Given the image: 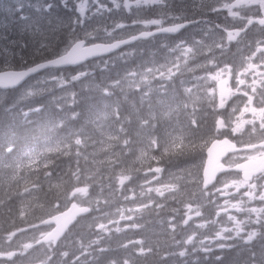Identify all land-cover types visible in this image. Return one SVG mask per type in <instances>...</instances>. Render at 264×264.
Here are the masks:
<instances>
[{
  "label": "trees",
  "instance_id": "1",
  "mask_svg": "<svg viewBox=\"0 0 264 264\" xmlns=\"http://www.w3.org/2000/svg\"><path fill=\"white\" fill-rule=\"evenodd\" d=\"M10 2L24 6L29 0ZM60 19L48 50H35L30 40L28 47L16 42L18 54L7 64L0 61V71L57 58L72 38ZM116 60L49 72L62 76L64 89L51 84L38 97L0 107V264H10L4 260L10 255H15L12 264L248 262L236 250L225 251L221 259L199 251L187 240L183 214L176 210L200 192L205 152L218 136L209 116L215 109H190L176 84H170L168 97L143 94L128 103L120 85L126 70ZM37 147L46 151V165L35 168L26 182L28 171L13 174L9 161ZM76 191L85 195L92 214L56 249L39 246L42 233L33 229L29 250L21 253L18 232L63 210ZM27 192L33 196L30 204ZM162 201L168 207L159 210Z\"/></svg>",
  "mask_w": 264,
  "mask_h": 264
},
{
  "label": "flooded vegetation",
  "instance_id": "2",
  "mask_svg": "<svg viewBox=\"0 0 264 264\" xmlns=\"http://www.w3.org/2000/svg\"><path fill=\"white\" fill-rule=\"evenodd\" d=\"M207 1L137 0L136 4L144 16L157 15L160 9L154 6L161 5L172 24L193 22L201 28ZM215 1L219 3V59L226 63L219 75L226 80L230 94L219 109V117L229 124L226 129L221 127L220 135L242 148L261 145L264 143V0ZM144 25L147 30L153 26ZM231 160L225 164L230 165ZM229 182L219 179L216 189L219 216L248 215L255 225L264 223V175L244 184L247 195L239 189L230 193L226 189Z\"/></svg>",
  "mask_w": 264,
  "mask_h": 264
},
{
  "label": "rangeland",
  "instance_id": "3",
  "mask_svg": "<svg viewBox=\"0 0 264 264\" xmlns=\"http://www.w3.org/2000/svg\"><path fill=\"white\" fill-rule=\"evenodd\" d=\"M78 1V0H77ZM123 1L124 0H119ZM137 0H128V3L130 5H133L131 9H133L134 6H137L136 4ZM84 3H89V0H85ZM103 3L109 5L111 4L110 0H103ZM109 8H114V6L111 4ZM89 17L84 18L86 23H90V17H92L93 8L86 9ZM119 11V9H116ZM123 10V9H121ZM124 11V10H123ZM125 15H131L134 14V11L131 13H126L124 11ZM124 20V19H123ZM1 23V22H0ZM8 23V22H7ZM10 24V22H9ZM201 44L203 46H206L208 48L211 47V43L209 42V39L205 42L204 40H201ZM12 43L9 36L7 37H0V57L10 53L12 51ZM8 49L7 52L4 50ZM176 53L178 51L176 50ZM135 62L137 61V58H133ZM176 63L177 65L180 64V56H176ZM187 72L184 68L178 69L175 71V74L170 73V75L167 74L165 71V75L163 78L156 81V79L153 76H146L145 74H141V71L136 69L135 71L131 72L127 75V77L131 80L130 85L127 83L125 84L126 90H125V99L128 103L132 102V98L137 97L140 91L147 92L153 86H157V92L159 98H162L167 95V89L170 87V83L172 82L173 78H177L179 80V87L182 90L184 88L185 79ZM142 76V78H141ZM47 78H43L38 80L37 82L31 81L30 84L27 86L24 94L31 95L32 93H37V90L43 87V83L45 82ZM208 79L209 85L213 81L216 80L214 72L207 73L205 75H202L199 79H197L198 84L204 83ZM54 83L58 84V87L63 85L62 79H55L53 81ZM193 85V84H192ZM187 92V89H186ZM6 96H4L2 93H0V99H5ZM216 141H227L229 139H221L219 140V137H215ZM12 164H15L16 166H19L21 168L27 167L29 169H34L37 166L42 165L43 161L40 160L38 157H35L28 153H22L19 154L17 158L14 156L11 160ZM214 169H212L213 172ZM206 173V167L203 171V176H205ZM225 174V168L221 167V172L218 175L224 177ZM238 174H241V172H238ZM229 187H231V184H229ZM236 190V189H235ZM247 195V194H246ZM215 206V203L212 202L210 197H206L205 194L202 192H193L188 198L185 199L184 202H182L178 209H176L179 213L183 214V217L185 220H188L189 218L192 219V223H189L188 225H183L182 230L184 234L190 235L191 233H197V235H194V238H200V239H207L208 236H212L213 239L210 243L211 249L210 254L214 257H221V254L225 252V249H222L224 246H226L228 243L233 244L235 247L238 245H244L246 248H249L251 254L248 256L249 264H264V260L260 261L259 259L255 258L254 256L257 253H260V255L264 254V246L261 244H257L256 241L252 240L248 235H242L240 232H237L236 234L230 236L228 239L225 240L226 235L224 233L219 232V225L217 224L216 220L213 222H204V217L207 213V210L212 209V207ZM167 204L162 201L159 204V210L167 208ZM14 255L6 256L4 257V260L6 262L13 261Z\"/></svg>",
  "mask_w": 264,
  "mask_h": 264
},
{
  "label": "snow or ice",
  "instance_id": "4",
  "mask_svg": "<svg viewBox=\"0 0 264 264\" xmlns=\"http://www.w3.org/2000/svg\"><path fill=\"white\" fill-rule=\"evenodd\" d=\"M110 2L115 9H127L130 12L133 6L128 3V0H124L123 4L119 0H110ZM90 8L95 9L92 12L93 17L103 12L111 13L113 11V8H109L107 4L103 3V0H89V3L81 2L79 4L76 3V0H45L32 12L31 16L24 13L22 6H18L17 11L20 13L19 20L24 22L21 27L25 30L30 27L35 29V25L40 26V30H34L30 37V41L37 51H46L52 46L54 34L57 32V18H61L60 23L66 24L63 29H67L72 37L61 52L57 53V58H62L64 55L75 56L79 51L95 46L97 41L103 39L99 35L101 30L93 28L91 23L85 22V11ZM47 20H51L52 23L46 24L45 21ZM127 26L118 22L112 27L115 30L123 29ZM103 33L104 36L111 35V32L107 29H104ZM22 47H28V42ZM4 51L7 52L8 49ZM57 58L45 60V62L35 64V66H29L23 71H0V84H16L31 73H37L41 69L52 66H61L57 63Z\"/></svg>",
  "mask_w": 264,
  "mask_h": 264
},
{
  "label": "water",
  "instance_id": "5",
  "mask_svg": "<svg viewBox=\"0 0 264 264\" xmlns=\"http://www.w3.org/2000/svg\"><path fill=\"white\" fill-rule=\"evenodd\" d=\"M128 43L119 44L117 48L111 47H94L91 49H83L79 51L75 56L67 55L65 57L57 59V63L61 66H52L50 68L41 69L37 73H31L29 76H26L24 79L19 80L16 84H0V88L3 90H11L19 88L23 85L28 79L31 77L44 72L48 69H69V68H79L82 65H85L92 61V58L105 56L112 54L118 48H121ZM237 152L235 146L230 145L228 143L216 142L212 145L210 150L208 151V160L206 165V173H205V189L210 188L218 178L219 173L221 172V167L219 163L222 159H224L229 154H234ZM212 169L213 172H212ZM235 171L242 172L245 180H251L254 176L259 175L264 171V158L259 159L256 162H248L245 163L235 169ZM89 210L86 208H79L76 204L72 205L71 209L66 213L59 215L55 218H52L44 223V226H55V229L49 234L44 240V243H55L57 244L67 231L76 224L80 217L87 216L89 214Z\"/></svg>",
  "mask_w": 264,
  "mask_h": 264
},
{
  "label": "bare ground",
  "instance_id": "6",
  "mask_svg": "<svg viewBox=\"0 0 264 264\" xmlns=\"http://www.w3.org/2000/svg\"><path fill=\"white\" fill-rule=\"evenodd\" d=\"M3 158H0V163L2 162ZM1 176V175H0Z\"/></svg>",
  "mask_w": 264,
  "mask_h": 264
}]
</instances>
